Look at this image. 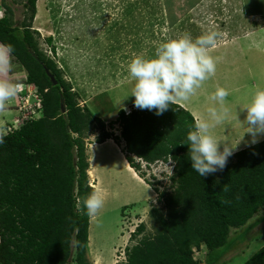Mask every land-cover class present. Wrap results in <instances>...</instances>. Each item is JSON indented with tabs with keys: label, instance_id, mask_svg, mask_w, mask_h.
I'll return each mask as SVG.
<instances>
[{
	"label": "trees",
	"instance_id": "1",
	"mask_svg": "<svg viewBox=\"0 0 264 264\" xmlns=\"http://www.w3.org/2000/svg\"><path fill=\"white\" fill-rule=\"evenodd\" d=\"M5 2L0 43L25 70L27 83L38 88L43 111L0 137V264H90L91 217L83 202L94 189L84 138L95 132L97 144L123 140V153L136 172L141 165L133 156L146 167L161 161L173 165L171 191L157 190L163 210L153 207L149 213L155 233L127 250L126 264H196L193 249L202 244L207 264L219 262L223 256L213 255L226 247L231 230L264 211V140L229 157L222 171L201 177L192 170L184 144L196 120L177 103L159 116L154 110L137 108L128 115L120 110L115 121L120 135L115 136L79 105L57 65L40 51L38 33L30 30L37 0L23 3L28 17L20 24ZM145 230L142 223L135 232ZM245 264H264V246Z\"/></svg>",
	"mask_w": 264,
	"mask_h": 264
},
{
	"label": "rangeland",
	"instance_id": "2",
	"mask_svg": "<svg viewBox=\"0 0 264 264\" xmlns=\"http://www.w3.org/2000/svg\"><path fill=\"white\" fill-rule=\"evenodd\" d=\"M25 1L5 2L12 9L13 20L19 24L28 17L23 8ZM165 2L170 13L168 17L161 0H37L30 30L38 33L34 36L40 51L57 65L63 80L78 95L79 105L101 118L106 129L112 130L115 136L120 135L115 122L119 111L134 105L135 98L131 97L134 81L127 75L131 60L138 54L152 57L161 43L184 33H190L193 38L216 33L217 46L210 53L218 58L215 73L182 107L191 110L190 102H194L192 110L203 118L198 121L211 122L210 108L222 113L223 119L216 125V131L222 136L221 143L235 148L241 142L234 154L254 145L252 135L248 133L250 129L244 122L246 110L243 109L254 91L264 89V18L245 15V9L264 10L263 0ZM188 7L187 14L177 19L176 16ZM4 10L0 0V18L5 14ZM48 38L51 43L47 42ZM227 44L237 48L233 46L234 49L225 52L222 46ZM12 59L24 81L25 70L13 56ZM217 87L225 88L229 93L223 105L211 99ZM15 125L20 127L21 123L12 122L11 126ZM98 135L99 132H95L84 138L92 168V174L90 170L87 174L89 185L97 190L99 183L105 193L103 207L91 216L89 234L90 229L96 233L91 241L89 238L87 258L90 264H126L125 261L116 263L121 249L127 251L144 236L155 233L149 213L153 207L163 210L157 190L171 191L169 177L173 165L170 161L149 167H142L139 163L141 167L135 172L145 177L147 186L143 187L133 180L117 155L118 149L122 152V143H111L118 148L116 153L108 143L95 145ZM257 139L258 142L264 140V134L258 135ZM137 194L140 195L139 201H136ZM139 207L142 208L140 211ZM261 214L264 215V211L241 229L231 230L226 247L213 255L223 256L216 264H245L264 246V217ZM142 223L146 230L137 234L136 228ZM251 224L255 225L251 227ZM207 253L204 244L193 249L196 264H207Z\"/></svg>",
	"mask_w": 264,
	"mask_h": 264
},
{
	"label": "clouds",
	"instance_id": "3",
	"mask_svg": "<svg viewBox=\"0 0 264 264\" xmlns=\"http://www.w3.org/2000/svg\"><path fill=\"white\" fill-rule=\"evenodd\" d=\"M216 46V33H207L196 38L190 33H184L161 43L152 57L136 55L127 65L128 78L134 81L131 97L135 99L134 105L124 110L125 115L131 114L138 108L154 110L155 115L159 116L174 102L189 100L201 84L214 75L218 58L210 53ZM19 87L18 84L0 81V107L16 95ZM228 95L225 88L217 87L211 99L223 105ZM128 110L131 111L127 114ZM245 110L244 122L250 129L248 133L252 135L251 143L255 144L258 142V135L264 134V89L254 91L243 111ZM209 114L211 122L207 120L195 122L184 143L188 146L191 168L201 177L222 171L229 157L241 143L235 148L230 144L221 143L214 135L213 129L222 122L223 115L215 108H210ZM117 128L120 130L119 124ZM120 142L123 152L125 144L123 140ZM221 145H223L222 150ZM133 157L136 160V157ZM104 200V190L97 189L91 192L83 202L87 215L89 217L95 215L103 207Z\"/></svg>",
	"mask_w": 264,
	"mask_h": 264
},
{
	"label": "crops",
	"instance_id": "4",
	"mask_svg": "<svg viewBox=\"0 0 264 264\" xmlns=\"http://www.w3.org/2000/svg\"><path fill=\"white\" fill-rule=\"evenodd\" d=\"M201 0H199V2H200ZM199 2H197V3H199ZM263 2H264V0H263ZM196 3V4H197ZM161 5H162V8H163V10L164 11H166L165 12V15L168 17L169 15H170V13L167 11V3L165 2V0H161V3H160ZM191 7V6H190ZM190 7H188V8H186L185 9V11H182V12H180L179 13V15L178 16H176L177 17V19L178 18H183L186 14H187V11H189V8ZM189 13V12H188ZM245 15H249V16H251V17H256V18H259V17H263L264 18V10L263 9H258V10H253V11H251V10H247V8L245 9ZM233 46L234 45H229V44H227V45H224V46H222V48H225V52H227V51H230V50H232V49H234L233 48ZM238 46V45H237ZM262 45H258L257 47H261ZM234 47H236V46H234ZM240 47H242V50H245V47L243 48V46H240ZM237 48V47H236ZM214 50V49H213ZM212 50V51H213ZM257 50H259V49H257ZM252 51V50H251ZM242 52V57H244L243 55H244V52L243 51H241ZM264 54V53H263ZM14 58V57H13ZM19 67H18V65H16L14 62H13V59H12V55L8 52V50L0 43V81H7V82H9V83H13V84H18V83H20V82H22V79H20V74H19V72H18V69ZM220 78V77H219ZM193 98V97H192ZM194 99V98H193ZM195 100V99H194ZM192 101V100H191ZM174 103H177V104H179L181 107L184 105V104H187L186 103V101H176V102H174ZM191 103V110H192V105L194 104V102L192 103V102H190ZM182 104V105H181ZM17 107H18V99H17V96L15 95V96H13V97H11L10 99H8L7 101H5L4 102V104H3V106L2 107H0V137L2 136V135H6V133H7V129L8 128H10V126H11V124H12V122H14V120L15 119H17V117H18V115H19V113H18V110H17ZM183 108V107H182ZM188 110V111H190L191 112V114L194 116V118H195V120H196V122L198 121V119H203L202 118V116L199 114V113H197L196 111H194V110ZM194 111V112H193ZM10 124V125H9ZM217 126H215L214 127V129H213V132H214V135L216 136V138L220 141V137H222L221 135H218V132L216 131L217 130ZM222 132H224V130L223 129H221V134H223ZM225 132H227V131H225ZM226 134V133H225ZM224 137V136H223ZM223 140L224 141H226L225 140V138H223ZM109 141H111V142H109ZM261 141V140H260ZM109 144V147H111V149H113V150H115V152L117 153V151H118V153H117V155H118V157L119 158H121V160H122V162H123V165H124V167H125V170L131 175V177L133 178V180L135 181V182H137L139 185L140 184H143L142 186L143 187H146L147 186V183L144 181V179H142L140 176H138L137 175V173L135 172V170L134 169H132L131 167H130V165H129V163L127 162V160H126V157L122 154V152L121 151H119V149L117 150V149H115L113 146H112V144L111 143H114V141L113 140H107L106 142H104V143H102L101 145L102 146H104L105 144ZM95 145H97V143H95ZM100 145V146H101ZM101 146V147H102ZM105 147H107V146H105ZM100 148V147H99ZM221 148H223V146H221ZM117 150V151H116ZM91 160V159H90ZM126 160V161H125ZM89 172H91L92 171V168H91V165H90V168H89ZM91 174H92V172H91ZM97 174H98V171H97ZM97 181H98V177H97ZM100 184L98 183L97 184V188H99L100 189ZM138 196V198L136 199V201H139V199H140V195L139 194H137ZM136 203V202H135ZM132 204H134V203H132ZM132 204H130V205H132ZM128 205H126V206H123V208H125V207H127ZM140 208L141 207H139L138 209V211H140ZM142 209V208H141ZM260 216H262V217H264V215L263 214H261ZM91 220V219H90ZM255 224H251V227H253ZM89 238H90V234H89ZM258 251V250H257ZM256 251V252H257ZM255 252V253H256Z\"/></svg>",
	"mask_w": 264,
	"mask_h": 264
},
{
	"label": "built area",
	"instance_id": "5",
	"mask_svg": "<svg viewBox=\"0 0 264 264\" xmlns=\"http://www.w3.org/2000/svg\"><path fill=\"white\" fill-rule=\"evenodd\" d=\"M20 85L16 96L18 99V117L14 120L15 124H20L21 126L27 122V121H33L39 118L41 116V113L43 111V100L39 93L38 88L33 84H28L26 79L23 82L18 83ZM134 109H136L134 107ZM131 110L127 111V114L130 113ZM19 126L15 125L10 127L9 133L18 129ZM124 147V144H123ZM136 162L140 163L142 167H146V163L136 158ZM156 164V163H155ZM127 251L125 248H122L120 251V255L117 258L116 263H119L121 261H125L127 263Z\"/></svg>",
	"mask_w": 264,
	"mask_h": 264
},
{
	"label": "water",
	"instance_id": "6",
	"mask_svg": "<svg viewBox=\"0 0 264 264\" xmlns=\"http://www.w3.org/2000/svg\"><path fill=\"white\" fill-rule=\"evenodd\" d=\"M45 71L48 77L50 78L52 85L56 86L58 84V81L56 80L55 76L47 68H45ZM61 111L65 113V107L63 105V101L61 102Z\"/></svg>",
	"mask_w": 264,
	"mask_h": 264
},
{
	"label": "bare ground",
	"instance_id": "7",
	"mask_svg": "<svg viewBox=\"0 0 264 264\" xmlns=\"http://www.w3.org/2000/svg\"><path fill=\"white\" fill-rule=\"evenodd\" d=\"M188 2H191V3H192V0H188ZM169 8H170V7H169ZM249 10H250V9H249ZM261 89H262V88H261ZM181 105H182V104H181ZM183 106H184V105H183ZM184 109H185V108H184ZM125 161H126V160H125ZM88 163H89V162H88ZM90 164H91V161H90ZM90 164H89V165H90ZM88 171H89V170H88ZM90 175H91V173H90ZM154 175H155V174H154ZM89 177H90V176H89ZM89 180H90V179H89ZM96 182H97V181H96ZM96 182H95V183H96ZM140 188H141V187H140ZM95 233H96L95 230H93V229L91 230V229H90V241H91L92 238L95 236ZM127 247H128V246H127ZM128 249H129V248H128Z\"/></svg>",
	"mask_w": 264,
	"mask_h": 264
}]
</instances>
